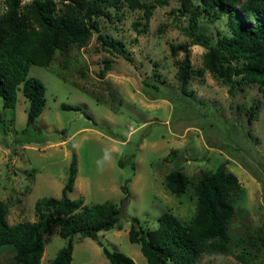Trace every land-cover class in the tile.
<instances>
[{"label":"rangeland","instance_id":"rangeland-1","mask_svg":"<svg viewBox=\"0 0 264 264\" xmlns=\"http://www.w3.org/2000/svg\"><path fill=\"white\" fill-rule=\"evenodd\" d=\"M144 1L152 4L145 26L142 9L127 0L95 17L105 35L124 43L132 63L97 48L92 31L85 41L56 48L47 65L28 64L27 75L44 84L42 108L30 125L20 88L12 106H3L0 98V200L6 220L34 219L35 198L59 196L73 153L76 171L67 196L81 195L85 204L110 200L119 210L117 224L99 230L96 239L73 234L67 264H107L103 248L146 264L138 244L127 238L130 216L142 227H153L163 210L186 220L195 207L192 183L199 171L223 161L240 183L228 225L232 252L201 254L197 264H243L234 256L241 251L264 263V249L247 241L264 220V96L256 83L243 81L230 95L202 68L204 47L187 44L178 0ZM201 23L214 36L226 31L224 15L203 17ZM185 54L189 95L179 90L177 78ZM103 56L110 57V67L99 76ZM249 106L255 109L248 120ZM172 168L187 178L179 194L163 182ZM56 230L52 223L44 232L39 264L64 243Z\"/></svg>","mask_w":264,"mask_h":264},{"label":"trees","instance_id":"trees-1","mask_svg":"<svg viewBox=\"0 0 264 264\" xmlns=\"http://www.w3.org/2000/svg\"><path fill=\"white\" fill-rule=\"evenodd\" d=\"M119 0H2L0 12V98L3 106H12L16 90L27 99L25 124L30 125L44 101V84L34 75H27L30 62L47 65L54 50L69 42L85 41L91 32L97 48L128 63L132 57L124 43L105 35L95 17L107 13V6ZM158 4L162 0H156ZM142 9L143 26L152 4L144 0H127ZM185 24L187 44L204 47L201 66L227 87L232 95L239 81L253 82L264 96V0H178ZM225 16L226 31L213 35L201 23ZM144 28V27H143ZM136 32L141 29L136 28ZM186 43L176 47L186 48ZM98 75L110 67V57L103 56ZM201 73V72H200ZM190 63L187 54L177 68L179 90L186 95ZM187 92V93H186ZM65 106V105H64ZM249 106L247 119L254 111ZM86 116H89L83 111ZM121 159L117 162L120 164ZM76 171L72 153L59 196H38L33 208L36 217L9 223L5 205L0 200V264H39L43 250V234L52 223L65 240L45 264H67L72 249V236L78 233L96 239L97 232L117 224L119 207L110 200L83 203L81 195L70 198ZM166 188L179 194L187 183L185 174L172 168L163 175ZM240 188L235 174L219 162L212 170H200L192 183L195 207L192 214L181 219L169 210L156 216L153 227H142L136 216H130L127 229L129 241L138 244L146 264H197L201 254L230 253L228 225L234 212L232 196ZM248 244L264 249V220ZM107 264H134L122 251L103 248ZM243 264H264L250 260L241 251L234 254Z\"/></svg>","mask_w":264,"mask_h":264}]
</instances>
